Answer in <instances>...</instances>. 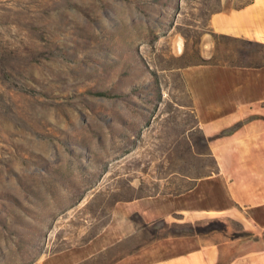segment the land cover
<instances>
[{
	"label": "rangeland",
	"instance_id": "1",
	"mask_svg": "<svg viewBox=\"0 0 264 264\" xmlns=\"http://www.w3.org/2000/svg\"><path fill=\"white\" fill-rule=\"evenodd\" d=\"M223 4L0 0V264H144L256 233L221 180L180 176L216 169L185 70L264 63V43L210 30ZM211 207L233 211L172 216Z\"/></svg>",
	"mask_w": 264,
	"mask_h": 264
},
{
	"label": "crops",
	"instance_id": "2",
	"mask_svg": "<svg viewBox=\"0 0 264 264\" xmlns=\"http://www.w3.org/2000/svg\"><path fill=\"white\" fill-rule=\"evenodd\" d=\"M223 2L209 17L210 30L264 43V0ZM185 77L197 126L216 169L205 177L180 176L192 182L190 191L202 180H221L224 194L243 218L244 228L256 233L238 238L217 231L189 236L181 239L185 245L176 254L144 264H264V238L257 236L264 225L244 214L264 208V63H203L188 67ZM224 130L231 131L220 135ZM232 211L184 209L172 216L190 221L212 212Z\"/></svg>",
	"mask_w": 264,
	"mask_h": 264
},
{
	"label": "trees",
	"instance_id": "3",
	"mask_svg": "<svg viewBox=\"0 0 264 264\" xmlns=\"http://www.w3.org/2000/svg\"><path fill=\"white\" fill-rule=\"evenodd\" d=\"M231 130H224V131H222L221 133H220V135H222V134H226V133H229Z\"/></svg>",
	"mask_w": 264,
	"mask_h": 264
}]
</instances>
